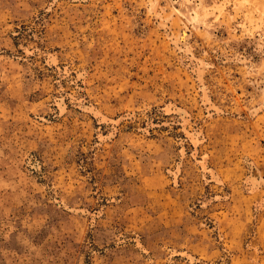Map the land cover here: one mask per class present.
Masks as SVG:
<instances>
[{
	"label": "rangeland",
	"instance_id": "374dc122",
	"mask_svg": "<svg viewBox=\"0 0 264 264\" xmlns=\"http://www.w3.org/2000/svg\"><path fill=\"white\" fill-rule=\"evenodd\" d=\"M249 160L264 178L256 0H0V264H264Z\"/></svg>",
	"mask_w": 264,
	"mask_h": 264
},
{
	"label": "bare ground",
	"instance_id": "6f19581e",
	"mask_svg": "<svg viewBox=\"0 0 264 264\" xmlns=\"http://www.w3.org/2000/svg\"><path fill=\"white\" fill-rule=\"evenodd\" d=\"M256 3H257V5L263 7V10H264V0H256ZM155 15H157V14L154 13V16ZM157 18H155V22L157 23V25L159 27L163 28L165 30V32H168V30L170 29V25H169L168 20L167 19H157ZM187 40H188L187 29L181 28L179 30L177 36H176V41L180 42V43H183V44H186ZM49 60H50L51 63H55L54 56L50 55L49 56ZM203 71H204V67L202 65L196 67V69H195L196 79H197L198 83H201V84H202V79H203ZM80 75L81 74H78V76H80ZM202 98H203V100L205 102H207L209 104V108L211 107L213 109L218 110V108L212 102H210L208 100V98L205 96V92H203V97ZM55 103H56L55 105H57L58 108L61 111L64 110V108H65L64 97L60 96L59 98H57L55 100ZM78 104L83 110H88L89 112H93L92 114H94L96 117H98L100 121H106L107 120L105 115H103L102 113H99V111H97L92 106H90V105L89 106H84V103H82L80 100H79ZM170 109H172L174 112H176L179 115V119L181 120L182 125H185V123L188 122V118H189L188 117V113H187V111L184 108H182L180 106H177L176 104H172V105H170ZM167 111H171V110L168 109V106L166 107V112ZM253 112H255V110ZM108 120H110V118H108ZM112 122H113V120H112ZM114 123H115V121H114ZM113 129H114V124H113ZM184 132H185V135L189 138V140L193 143V145H196L198 139H197V136L195 135V133H191V132H189L187 130L184 131ZM109 133H110V131L108 132V134ZM113 134H114V131H112L111 134H109L108 137H111ZM183 154H184L183 149L180 148V159H182L181 157L183 156ZM180 159L177 162V165L175 166L174 170H168V173L173 178L172 179L173 182H176V174H177V172L179 170L178 167H179V164H180ZM247 164H248V174H247V178H246L247 181L246 182H248L250 184V187H251L250 190L252 191L255 188H257V186L260 183L264 182V178L260 174V170L258 169V167L255 164H253L251 161L250 162L247 161ZM200 165L205 168L204 157L201 159ZM208 172H209V175L211 177L210 179H212L215 183H220L221 182L220 177L218 176V174L216 172H214L211 169H208ZM187 257L191 261H193V260L195 261L196 260L195 257H193L190 254H188Z\"/></svg>",
	"mask_w": 264,
	"mask_h": 264
}]
</instances>
